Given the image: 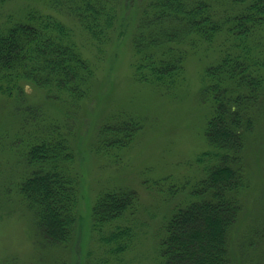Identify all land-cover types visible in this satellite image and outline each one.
I'll list each match as a JSON object with an SVG mask.
<instances>
[{
	"label": "trees",
	"instance_id": "16d2710c",
	"mask_svg": "<svg viewBox=\"0 0 264 264\" xmlns=\"http://www.w3.org/2000/svg\"><path fill=\"white\" fill-rule=\"evenodd\" d=\"M7 1L0 0V6ZM36 1L58 15L26 5L18 16L0 21V94L18 121L0 125V196L19 199L43 242L65 247L82 220L69 109L91 96L95 68L89 48L104 50L111 32L122 26L129 0ZM135 9L131 46L137 80L171 93L185 81L191 55L218 53L202 76L201 98L210 114L204 126L207 145L196 156L202 175L190 187L195 198L160 219L145 264H233L231 231L251 186L247 139L257 117H264V0H142ZM28 85L66 106V117L25 112ZM141 122L132 114L107 115L92 149L126 146ZM139 207L130 188L96 195L89 220L97 253L87 251L84 264H132L126 256L136 243Z\"/></svg>",
	"mask_w": 264,
	"mask_h": 264
},
{
	"label": "rangeland",
	"instance_id": "374dc122",
	"mask_svg": "<svg viewBox=\"0 0 264 264\" xmlns=\"http://www.w3.org/2000/svg\"><path fill=\"white\" fill-rule=\"evenodd\" d=\"M141 1L129 0V5L123 6L122 26L111 32L103 51L89 48L88 57L95 68L93 91L83 104L69 109L81 174L82 215L72 241L65 247L46 244L19 199L6 201L0 196V264H84V254L90 250L93 255L96 249L89 220L92 202L102 190L117 187L130 188L139 198L137 239L126 258L132 264H145L153 254L160 219L176 204L195 198L190 187L202 175L196 156L207 145L204 126L210 114L209 103L201 98L202 76L205 66L216 62L218 53L209 50L205 55H191L185 81L171 93L137 80L131 36L137 20L135 5ZM26 5L58 15L40 1L9 0L0 6V21L7 15L18 16ZM75 35L79 37L77 31ZM25 90L30 101L24 103L25 112L66 117L63 112L67 107L46 99L43 89L28 85ZM1 96L0 125L17 124L8 111L9 99ZM33 103L39 106L31 107ZM119 112L139 117L141 127L126 146H107L95 153L92 144L97 126L107 115ZM245 154L251 186L242 196V210L231 231L230 256L233 264H264V117H257ZM0 159L3 165L2 152Z\"/></svg>",
	"mask_w": 264,
	"mask_h": 264
}]
</instances>
